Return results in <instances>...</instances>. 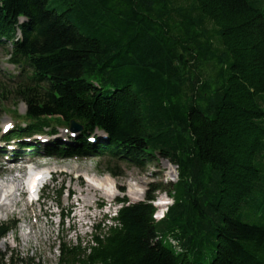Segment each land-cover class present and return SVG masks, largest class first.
I'll return each instance as SVG.
<instances>
[{"label":"trees","instance_id":"obj_1","mask_svg":"<svg viewBox=\"0 0 264 264\" xmlns=\"http://www.w3.org/2000/svg\"><path fill=\"white\" fill-rule=\"evenodd\" d=\"M0 48L18 70L0 85V106L26 105L3 141L30 155L140 168L159 156L176 167L171 187L117 199L88 237L57 236L55 264H264V12L255 1L0 0ZM72 121L79 132L53 137ZM41 134L51 139L29 142ZM156 191L172 198L158 218ZM54 194L58 206L62 190ZM15 228L0 222V240ZM0 264L35 262L0 251Z\"/></svg>","mask_w":264,"mask_h":264},{"label":"rangeland","instance_id":"obj_2","mask_svg":"<svg viewBox=\"0 0 264 264\" xmlns=\"http://www.w3.org/2000/svg\"><path fill=\"white\" fill-rule=\"evenodd\" d=\"M249 1H255V5L264 12V0ZM7 46H9L8 43ZM8 57L5 48H0V85L5 86L14 84L18 79V70L8 62ZM9 77L13 79L9 80ZM13 106L18 115L12 111ZM25 111L26 105L20 100L13 98L2 100V106H0V202L9 212L0 211V222L16 220V228L0 240L1 252H10L20 257H32L35 264H55L57 236L65 237L66 240H74L76 235L86 238L96 225L102 226L105 219L115 214L119 207L116 203L117 199L125 197L130 202L140 201L145 199L153 185L162 183L171 187L176 181V167L159 156L141 168L106 157H68L58 160V165L51 168L53 180L48 181L40 190L37 200L30 202L29 199L33 196L28 198L26 192L18 195V191L15 190L18 182L1 183L12 168L22 164L21 159L25 156L21 155L30 156V150H21L22 154L18 153L19 149L15 148L18 144L17 140L2 142V138L8 134V131L10 132L15 125L22 124ZM69 134V131L59 128L53 137L65 140ZM97 134L101 136L102 133ZM33 139L36 137L31 138L29 142H33ZM37 139L46 144L51 137L41 134ZM40 153L45 154L44 151ZM170 167L175 171L174 175L168 174ZM109 169L118 172V175L112 176L108 172ZM15 174L20 176L18 173ZM105 177L108 181L104 180ZM129 181L133 183L131 188L128 185ZM96 182L101 184L96 185ZM22 184L25 188V181ZM89 184L98 186L100 189L93 197L87 187ZM60 189L62 194L59 199L60 205L57 206L54 190ZM111 192L114 194L112 197ZM153 194L154 202L157 203L155 208H159L160 213L172 203V198L167 191H156ZM48 196L51 198L49 199ZM162 199H167L168 203L160 204Z\"/></svg>","mask_w":264,"mask_h":264},{"label":"bare ground","instance_id":"obj_3","mask_svg":"<svg viewBox=\"0 0 264 264\" xmlns=\"http://www.w3.org/2000/svg\"><path fill=\"white\" fill-rule=\"evenodd\" d=\"M48 157H57V156H48ZM21 160H22L21 161L22 164H19L18 167L12 168V170L10 172H8L7 176L3 179L4 181H1V183L6 182V183H10V184H14V182H18L16 184V188H15V190L18 191V195H21L23 192H26V189L23 188V184H22L24 181L26 184H30V185L36 184L37 186L44 183L42 177L41 178H35V175L27 174V165L28 164H31L35 168H38V164H37V162H35L34 157L27 156ZM33 163H35L36 165ZM49 165H50V167H52L53 165H58V164L56 162H53ZM15 173H18V175H20V176L18 177L17 174H15ZM168 174H170V175L175 174V171L173 170V168H171V167L168 168ZM104 180L108 181V179L106 177ZM131 183H132L131 181L128 182V185L130 188L133 186V183L132 184ZM100 184L101 183L96 182V185H100ZM106 184H107V182H106ZM87 187H89V190L92 192L91 197L95 196V194L100 190V189H98V186H94L91 184L87 185ZM110 196L111 197L114 196L113 192H111ZM86 203H88L87 200H86ZM0 211H4L7 213L9 212L7 210V208L4 207V204L1 202H0Z\"/></svg>","mask_w":264,"mask_h":264},{"label":"water","instance_id":"obj_4","mask_svg":"<svg viewBox=\"0 0 264 264\" xmlns=\"http://www.w3.org/2000/svg\"><path fill=\"white\" fill-rule=\"evenodd\" d=\"M69 130H70L71 132H78V131L81 130V126L78 125L77 123H75V122L72 121V122L70 123Z\"/></svg>","mask_w":264,"mask_h":264}]
</instances>
